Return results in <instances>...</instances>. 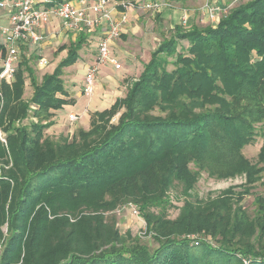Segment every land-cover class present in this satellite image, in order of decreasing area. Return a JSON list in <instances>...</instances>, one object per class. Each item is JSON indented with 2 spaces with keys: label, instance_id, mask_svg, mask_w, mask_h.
<instances>
[{
  "label": "trees",
  "instance_id": "1",
  "mask_svg": "<svg viewBox=\"0 0 264 264\" xmlns=\"http://www.w3.org/2000/svg\"><path fill=\"white\" fill-rule=\"evenodd\" d=\"M221 8L216 26L174 27L124 96L72 138L45 131L69 105L63 71L85 35L40 81L23 57L0 82V264H264V194L251 213L242 204L264 187V0ZM257 137L251 161L243 149ZM201 173L244 181L193 202ZM175 185L185 198L172 219ZM125 203L154 248L118 231Z\"/></svg>",
  "mask_w": 264,
  "mask_h": 264
},
{
  "label": "built area",
  "instance_id": "2",
  "mask_svg": "<svg viewBox=\"0 0 264 264\" xmlns=\"http://www.w3.org/2000/svg\"><path fill=\"white\" fill-rule=\"evenodd\" d=\"M236 1V0H235ZM40 5L37 0H0V10L8 12V24H0V40L4 49L0 52V82L10 83L13 80L18 59V47L22 44L43 42V36L38 34L36 28L45 26L52 18L60 19L63 28L72 34H81L89 30L102 31V37L96 45V60L86 70L83 78L81 93L84 97H91L95 90V78L100 68L111 66L119 70L120 64L112 56L109 45L118 40L127 23V11H145L160 13L163 9H172L173 5L167 0H148L146 3L130 0H44ZM230 8V6L228 7ZM214 26L219 22L221 13L226 9L218 5L205 4L199 9ZM183 16L181 24L186 25ZM47 61L41 59L37 65L45 67ZM70 123H77L80 116L68 114ZM130 206L134 214L137 209Z\"/></svg>",
  "mask_w": 264,
  "mask_h": 264
},
{
  "label": "crops",
  "instance_id": "3",
  "mask_svg": "<svg viewBox=\"0 0 264 264\" xmlns=\"http://www.w3.org/2000/svg\"><path fill=\"white\" fill-rule=\"evenodd\" d=\"M79 0H72L74 3H78ZM132 1V0H130ZM140 3L147 2L148 0H134ZM191 1V0H187ZM197 1V0H192ZM208 1V0H206ZM205 1V3H206ZM224 1V0H223ZM222 0H215L212 3H216V5L221 6L225 4ZM40 5H44V0H37ZM183 2V1H181ZM181 2H176L178 6H173L176 8L175 10L163 9L162 15H156L158 13L148 12L151 20L149 22L152 23V19L159 20V26L162 24H168L170 29L174 31V27H176L179 22H181L182 17L184 16L187 20V24L191 25H206L205 20L207 17L203 16L199 9H183L179 7ZM207 4V3H206ZM205 4H203L204 7ZM145 11H127V23L124 25V28L120 34L118 40H115L111 43V53L112 56L115 57L120 64L119 70H114L111 66H105L104 68H100L98 74L95 78V90L91 97H84L81 92H77L74 94L73 92H68L67 99L70 101L69 105H64L61 110L55 111L52 121L55 129L58 126L62 125L63 122V112H66V116L68 114H75L80 116V128L83 130H87L89 127L90 116L88 113L94 112H102L106 109H109L114 103L115 100L120 99L124 96L123 90H125L126 85L129 81L133 80L132 76L135 71H137L139 76L142 72L143 65L147 64L150 59V53L154 50V48H149V33L146 31H142L140 29V25L144 27V20L142 18L143 14H148ZM200 13V14H199ZM156 17H155V16ZM200 16L201 20L196 19L197 16ZM8 12L5 10H0V24L7 25L8 24ZM205 19V20H204ZM209 21V20H208ZM54 22L57 23V26H54ZM201 23V24H200ZM138 26V27H137ZM38 34L43 36V42L40 44L31 43V44H22L18 47V63L22 60L23 57H33L35 63L33 65L34 68L38 70H43L47 67H52L54 69L59 63L60 59L55 60L50 64V55L53 53L52 46L58 45L60 41L68 40L75 41L78 34H72L67 32L66 29L63 28L62 21L59 19L52 18L45 26H41L36 28ZM102 31L98 30H89V32L82 33L86 36V42L94 39L97 42L102 37ZM65 36V37H64ZM148 39V41H147ZM154 40V38H152ZM98 43V42H97ZM64 45V44H63ZM97 45V44H96ZM4 49V45L0 40V52ZM26 58V59H27ZM64 58V57H63ZM44 59L47 61L45 67H40L37 65L38 61ZM96 60V47L89 50H80L78 52V60L79 65L82 68L83 76L85 75V71L92 65ZM33 61V62H34ZM17 63V65H18ZM1 67V62H0ZM17 69V66H16ZM53 71V70H52ZM51 73V72H50ZM74 94V95H72ZM47 134H51L47 130L45 131Z\"/></svg>",
  "mask_w": 264,
  "mask_h": 264
},
{
  "label": "rangeland",
  "instance_id": "4",
  "mask_svg": "<svg viewBox=\"0 0 264 264\" xmlns=\"http://www.w3.org/2000/svg\"><path fill=\"white\" fill-rule=\"evenodd\" d=\"M205 1L206 0H197V1L183 0V2H181V5L179 7L186 9V10H189L191 8L192 9H194V8L198 9L201 6L203 7V4H206V3L210 4V5H212V4L216 5V3H212L215 0H208V1H206V3H205ZM241 1H247V0H241ZM223 2L225 4H227L228 7L229 6L232 7L235 5V3L238 2V0H236V1L235 0H224ZM172 5L175 7L178 6L177 3H173ZM175 9L176 8L173 7L170 10H175ZM162 13L163 12H160L156 15H162ZM200 16L198 15L196 19L198 20V17H199V20H201L202 16L201 17ZM142 18L144 20V24H146V25L144 27H142L140 25L139 27L142 31L144 30V31H146L147 34L149 33L148 39H149V41L151 40L149 42V46H148L149 48H152V47L154 49L157 48L158 45L162 42L163 38H166L173 33V30L170 29V26L168 24H162L159 26V24H158L159 20H157L156 18L152 19V23L149 22L151 20L149 13L143 14ZM208 20L209 19L205 20V24L209 23ZM52 25L58 27L56 22H54V24H52ZM178 25L181 26L183 29H187L190 27V25L187 23H186V25H182L181 22H179ZM152 38H154V40H152ZM148 39H147V41H148ZM84 43L85 44L83 45L81 50L93 49L96 47V44H97V42H95L94 39L89 40L88 42H84ZM63 44L65 46H67L69 44L68 40L65 39V41H60V43H58V45L52 46L53 53L50 55V64L53 63L57 59H60V62H61V60L64 59L63 57L66 56V50L60 51L61 50L60 47H62ZM110 47H111V44L109 45V50L111 51ZM27 59H30L32 61V67H33V65L35 63L33 57H30ZM33 69H34V73H36V77H37L38 81H40L44 75L50 74V72H52V70H53L51 66L47 67L43 70H38L34 67H33ZM81 70H82V68L79 65V61H76L75 64L72 66L64 68V71H63L64 75H63L62 79H63L64 87H65L66 91H68V92L71 91L74 94H76L77 92H81L80 90L82 89L83 78H84V76H83L84 72H82ZM85 73H86V71H85ZM135 75H138L137 71L134 72V74L132 76V78H133L132 81H134V79H136L138 77V76L135 77ZM128 85H129V83H128ZM128 85H126L125 90H123L124 94L126 92V88L128 87ZM31 94H32V88H30L29 82L26 81L24 98L29 99L31 97ZM74 94H72V95H74ZM90 115L91 114L88 113V116H90ZM63 117H64V119H63L62 125L58 126L57 129H55L54 124H52L47 130V132L49 131L51 134L45 133L46 136L50 135L51 137H54V138H58L60 136H67L68 138H72L74 136V134L77 132V129L80 128V126H79V124H80L79 120L80 119L77 121V123H70L68 121V117L66 116V112H63ZM25 123H27V122H25ZM262 142H263V140H261L260 137H257L251 145L244 147L243 155H245L249 160L254 161L256 159V156H257L256 154L262 145ZM243 181H244V176H240V177H237L234 179L215 180L214 178L208 177V175L206 173H201L200 177L197 180V183L195 185L196 187L190 193L191 197L188 199L190 201H193V202H196V200H198V201L199 200H206L209 197L211 198V197L217 196L220 192L224 191L228 187L239 186L240 183H242ZM261 182H264V173L262 175ZM263 194H264V187L261 184L257 183L255 190L252 192V195L246 196L244 198V201L242 202V204L247 209L248 213H251L254 209V205H253L254 196L255 195H263ZM169 195L171 198L170 200H171L174 207L171 208L167 214L170 218L173 219V218L177 217L176 215L178 214V209L182 206V204L184 202L183 200L185 197L182 195L181 187H178L177 185H175L174 188L171 189ZM127 204H129V203H127ZM127 204L126 203L123 204L122 206H120L115 211L116 218L118 219V224H117L118 231L122 235L129 232V233H131L132 236L139 238L142 241V243L146 244L147 246H150L151 248H154V243L150 239V235H148L146 232L147 227H146V223H145L143 217H141L139 215V213L134 214L132 209H130V206ZM135 210H136V208H135ZM6 232H7V224L3 228V234L6 235Z\"/></svg>",
  "mask_w": 264,
  "mask_h": 264
}]
</instances>
